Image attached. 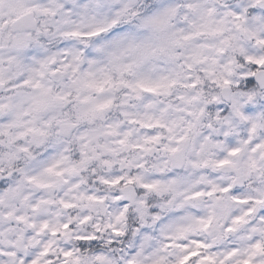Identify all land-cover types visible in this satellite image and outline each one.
<instances>
[{
	"label": "clouds",
	"instance_id": "1",
	"mask_svg": "<svg viewBox=\"0 0 264 264\" xmlns=\"http://www.w3.org/2000/svg\"><path fill=\"white\" fill-rule=\"evenodd\" d=\"M0 264H264V0H0Z\"/></svg>",
	"mask_w": 264,
	"mask_h": 264
}]
</instances>
